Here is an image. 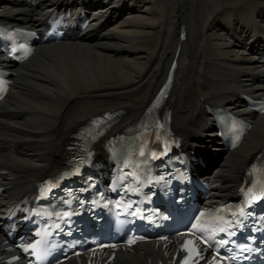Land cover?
Here are the masks:
<instances>
[{"label":"bare ground","instance_id":"1","mask_svg":"<svg viewBox=\"0 0 264 264\" xmlns=\"http://www.w3.org/2000/svg\"><path fill=\"white\" fill-rule=\"evenodd\" d=\"M64 6L88 11L92 28L85 38L40 46L15 68L13 88L0 103V171H8L0 175L6 187L0 209L60 172L73 136L94 117L121 111L116 130L140 118L178 49L168 99L173 126L185 150L203 158L199 170L216 184L211 198L236 195L249 164L264 151V115L252 117L238 149L224 152L206 106L242 109V94L264 96L257 53L264 50V0H0V20L19 24L31 17L39 28ZM203 140L216 144L217 155L200 151ZM2 242L0 233V256ZM161 248L119 252L113 264H159Z\"/></svg>","mask_w":264,"mask_h":264},{"label":"rangeland","instance_id":"2","mask_svg":"<svg viewBox=\"0 0 264 264\" xmlns=\"http://www.w3.org/2000/svg\"><path fill=\"white\" fill-rule=\"evenodd\" d=\"M229 1L232 2V1H235V0H229ZM258 57H259V56H258ZM257 61H260V60H257ZM201 144L206 146V147L202 148L203 150H204L205 148L213 149V150L215 151L216 155H217V150H216L215 148L212 147L213 145H216L215 143H210V141L206 142V140H203ZM207 145H208V147H207ZM211 145H212V146H211ZM200 151H201V152H204V151H202V150H200ZM206 154L208 155L207 152H206ZM218 157H219V156H218ZM219 162H220V157H219V161H216V162L213 164L214 167H216V166L218 165ZM214 167H212V168H214Z\"/></svg>","mask_w":264,"mask_h":264},{"label":"snow or ice","instance_id":"3","mask_svg":"<svg viewBox=\"0 0 264 264\" xmlns=\"http://www.w3.org/2000/svg\"><path fill=\"white\" fill-rule=\"evenodd\" d=\"M25 251H27V249H25ZM190 251L195 252L196 250L193 248V249H190ZM185 264H189V260L188 259L185 260Z\"/></svg>","mask_w":264,"mask_h":264}]
</instances>
